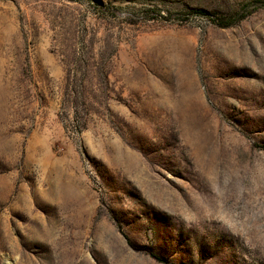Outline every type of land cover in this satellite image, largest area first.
Returning <instances> with one entry per match:
<instances>
[{
	"label": "rangeland",
	"instance_id": "rangeland-1",
	"mask_svg": "<svg viewBox=\"0 0 264 264\" xmlns=\"http://www.w3.org/2000/svg\"><path fill=\"white\" fill-rule=\"evenodd\" d=\"M166 262L264 264V0H0V264Z\"/></svg>",
	"mask_w": 264,
	"mask_h": 264
},
{
	"label": "trees",
	"instance_id": "trees-1",
	"mask_svg": "<svg viewBox=\"0 0 264 264\" xmlns=\"http://www.w3.org/2000/svg\"><path fill=\"white\" fill-rule=\"evenodd\" d=\"M261 2V1H259ZM191 13L193 14H198V15H202V16H210L212 15L211 12L207 11L206 9H203V8H192L190 9ZM246 17V14H241L239 13V15H237V17L235 19H232V21H225V22H220V23H217L218 26H221V27H228V26H231L233 25L234 23H236L237 21L243 19ZM226 20V19H224ZM158 260H163L161 257H156ZM166 264H169L166 262Z\"/></svg>",
	"mask_w": 264,
	"mask_h": 264
}]
</instances>
